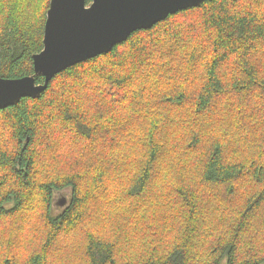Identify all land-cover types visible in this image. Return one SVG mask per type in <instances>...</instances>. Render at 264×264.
<instances>
[{
    "label": "trees",
    "instance_id": "16d2710c",
    "mask_svg": "<svg viewBox=\"0 0 264 264\" xmlns=\"http://www.w3.org/2000/svg\"><path fill=\"white\" fill-rule=\"evenodd\" d=\"M50 2L0 0V79L34 74ZM0 264H264V0L170 15L1 109Z\"/></svg>",
    "mask_w": 264,
    "mask_h": 264
},
{
    "label": "water",
    "instance_id": "95a60500",
    "mask_svg": "<svg viewBox=\"0 0 264 264\" xmlns=\"http://www.w3.org/2000/svg\"><path fill=\"white\" fill-rule=\"evenodd\" d=\"M51 0L42 52L33 57L34 74L0 79V110L23 98H39L50 81L77 64L111 52L132 34L153 28L170 15L196 8L212 0ZM52 38L57 42L53 52ZM45 78L43 84L37 77ZM66 199L59 206H65Z\"/></svg>",
    "mask_w": 264,
    "mask_h": 264
},
{
    "label": "rangeland",
    "instance_id": "374dc122",
    "mask_svg": "<svg viewBox=\"0 0 264 264\" xmlns=\"http://www.w3.org/2000/svg\"><path fill=\"white\" fill-rule=\"evenodd\" d=\"M58 139H59V137H58ZM65 139H66V142L68 141V140H72V138H71V136L69 135V134H65L64 135V137L63 136H61V141H62V143H64L65 142ZM155 186L156 185H154V188H155ZM153 186H151V188H152ZM153 188V189H154ZM70 194V192L69 191H65V192H62V193H57L56 195H55V202H58V201H60V200H63L64 198H66L68 195ZM92 208V207H91ZM75 237H77V235H71L69 238H68V241L67 242H72V241H74L75 239ZM69 239H70V241H69ZM51 262H55L56 263V257H51Z\"/></svg>",
    "mask_w": 264,
    "mask_h": 264
},
{
    "label": "snow or ice",
    "instance_id": "6c2138e0",
    "mask_svg": "<svg viewBox=\"0 0 264 264\" xmlns=\"http://www.w3.org/2000/svg\"><path fill=\"white\" fill-rule=\"evenodd\" d=\"M57 42L52 38V43H51V48L53 50V52H55L56 48H57ZM3 94V87L0 86V95Z\"/></svg>",
    "mask_w": 264,
    "mask_h": 264
}]
</instances>
